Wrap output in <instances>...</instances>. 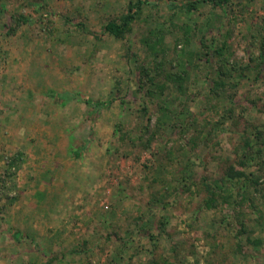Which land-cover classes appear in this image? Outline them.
Here are the masks:
<instances>
[{
  "label": "rangeland",
  "instance_id": "374dc122",
  "mask_svg": "<svg viewBox=\"0 0 264 264\" xmlns=\"http://www.w3.org/2000/svg\"><path fill=\"white\" fill-rule=\"evenodd\" d=\"M135 1L0 0V264H264V0Z\"/></svg>",
  "mask_w": 264,
  "mask_h": 264
},
{
  "label": "trees",
  "instance_id": "16d2710c",
  "mask_svg": "<svg viewBox=\"0 0 264 264\" xmlns=\"http://www.w3.org/2000/svg\"><path fill=\"white\" fill-rule=\"evenodd\" d=\"M197 1L198 0H195V2H197ZM201 1H204V0H201ZM210 1H212L214 3V5H217L220 8H223L229 2V0H210ZM144 4H145V0H136L135 2H132V3L129 2L127 5V11L126 12L122 13L116 19L107 20L102 25L103 31L108 32V33H110L116 37L124 35L126 30L129 27L130 23L133 21L135 16L139 13V11L141 10V8ZM188 7L191 9V8L196 7V5L194 2H190ZM32 22H34L33 19L27 18L26 16H23V15L14 19V23L16 25H20L21 23H32ZM80 25H82V24H80ZM226 38L227 37L224 36L222 42L218 46H214V47L208 46V45L204 46L205 51H204L203 56L205 58V61H214L218 65V67H217L218 73H217V79H216L217 81H215V84H216L215 87L216 88L219 87L218 85H220V87H222V86L227 84V82H228L227 76L230 75L232 73L233 69L235 68V64L232 60L234 54L228 52V47L226 44ZM200 43H201V45L204 43L202 39L200 40ZM186 44L187 43L185 41L184 45H186ZM226 52H227V54H226ZM263 52L259 53L258 59L255 62V65L258 66V68H257L258 71L260 70V68H261L260 66L264 62L263 61L264 58L262 57L264 54ZM228 62L231 64L230 67L226 66V63H228ZM245 67H247V66H244L242 68L245 69ZM182 72H183V74L175 75V77L171 79L172 81L177 83V86L179 89L182 88V86H183V80H184L183 75L185 73V70ZM68 94L69 93L64 92V93H61L60 96L63 99H67ZM83 101L86 104L92 105L93 108L97 112L100 111V109L103 106L109 104V101H94L88 97H86ZM263 135L264 134L261 131L260 132L258 131L255 134V138H257V141H260V140L262 141V140H264ZM257 141H255L256 143L250 144V140H247L246 143L250 147H248V150L245 152H242L239 156V165L242 166V168L245 166V161H247L248 159L252 160L253 162L256 163V161L253 159H254V157L257 156V154L260 155V153H261V148H260V145L258 144ZM261 147H262V143H261ZM80 151H81L80 148H76L74 151L75 155H79ZM21 161H22V155L16 154L15 156H13V158H11L8 161V168H11L14 166L16 168H18L19 166H17V164L21 163ZM10 170L11 169H8V171H10ZM243 175H245V173L242 170H236V169L230 168L229 170L226 171V177L224 179V182H226L225 180L229 181V180H231L237 176L240 177ZM186 181H187L186 178H183V181H182L183 190L189 191L191 188H190V185L187 184ZM250 181L252 183H256L254 186H256V185L258 186L259 182H258L257 178H254L252 176ZM262 185H264V182ZM206 192L208 193V197H206V199H205V206L210 207L211 206L210 202H212L214 200L215 193H214V190L212 188L207 190ZM31 240H32V238H31Z\"/></svg>",
  "mask_w": 264,
  "mask_h": 264
}]
</instances>
